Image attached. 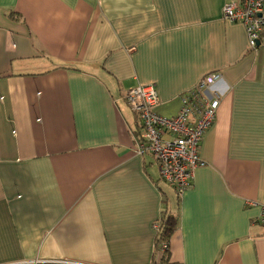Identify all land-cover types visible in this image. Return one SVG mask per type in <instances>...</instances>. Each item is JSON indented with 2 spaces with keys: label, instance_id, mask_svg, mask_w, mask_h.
I'll return each instance as SVG.
<instances>
[{
  "label": "crops",
  "instance_id": "1",
  "mask_svg": "<svg viewBox=\"0 0 264 264\" xmlns=\"http://www.w3.org/2000/svg\"><path fill=\"white\" fill-rule=\"evenodd\" d=\"M227 1L0 0V264H151L165 212L169 264H264V32L248 49ZM214 71L178 197L125 93L153 83L170 117Z\"/></svg>",
  "mask_w": 264,
  "mask_h": 264
},
{
  "label": "built area",
  "instance_id": "2",
  "mask_svg": "<svg viewBox=\"0 0 264 264\" xmlns=\"http://www.w3.org/2000/svg\"><path fill=\"white\" fill-rule=\"evenodd\" d=\"M222 17L243 24L248 49L255 50L264 32V0H228L222 6ZM221 78L217 71L203 75L191 88L179 95L180 109L174 116L154 111L158 95L153 83L137 84L127 90L125 100L139 119L137 148L150 153L158 165L161 179L171 185L180 197L190 186L194 171L205 165L200 156V141L213 123L220 94L209 90ZM258 222L264 229V204ZM158 230L159 220L153 223ZM162 250L168 244L161 245Z\"/></svg>",
  "mask_w": 264,
  "mask_h": 264
},
{
  "label": "trees",
  "instance_id": "3",
  "mask_svg": "<svg viewBox=\"0 0 264 264\" xmlns=\"http://www.w3.org/2000/svg\"><path fill=\"white\" fill-rule=\"evenodd\" d=\"M13 14L10 13L9 16ZM177 224V215L174 212H165L159 218V228L155 233V249L159 252L158 259L153 260L151 264H169L168 249L162 250L161 245L169 242ZM157 257V255H156Z\"/></svg>",
  "mask_w": 264,
  "mask_h": 264
}]
</instances>
